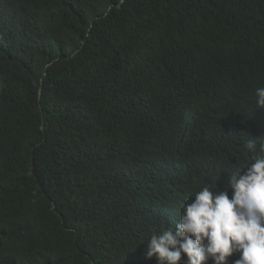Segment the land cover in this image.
I'll list each match as a JSON object with an SVG mask.
<instances>
[{
    "label": "trees",
    "instance_id": "obj_1",
    "mask_svg": "<svg viewBox=\"0 0 264 264\" xmlns=\"http://www.w3.org/2000/svg\"><path fill=\"white\" fill-rule=\"evenodd\" d=\"M260 87L264 0H0V264H158L253 162Z\"/></svg>",
    "mask_w": 264,
    "mask_h": 264
},
{
    "label": "clouds",
    "instance_id": "obj_2",
    "mask_svg": "<svg viewBox=\"0 0 264 264\" xmlns=\"http://www.w3.org/2000/svg\"><path fill=\"white\" fill-rule=\"evenodd\" d=\"M256 104L264 109V87L256 89ZM246 148L254 153L246 171H232L223 191L212 184L197 191L183 206L175 232L169 227L152 233L147 258L179 264L186 254L188 264H228L239 253L234 264H264V140H248Z\"/></svg>",
    "mask_w": 264,
    "mask_h": 264
}]
</instances>
